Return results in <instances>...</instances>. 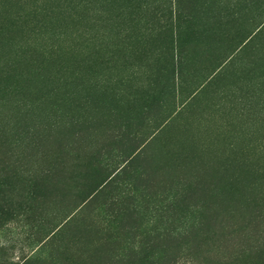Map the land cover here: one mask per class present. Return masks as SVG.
Here are the masks:
<instances>
[{
  "label": "rangeland",
  "instance_id": "374dc122",
  "mask_svg": "<svg viewBox=\"0 0 264 264\" xmlns=\"http://www.w3.org/2000/svg\"><path fill=\"white\" fill-rule=\"evenodd\" d=\"M0 264H264V0H0Z\"/></svg>",
  "mask_w": 264,
  "mask_h": 264
},
{
  "label": "trees",
  "instance_id": "16d2710c",
  "mask_svg": "<svg viewBox=\"0 0 264 264\" xmlns=\"http://www.w3.org/2000/svg\"><path fill=\"white\" fill-rule=\"evenodd\" d=\"M136 154L134 152L125 154L123 161L114 160V163L112 164L109 160L104 159L102 162L104 163L102 168H108L111 167L112 175L110 178L99 188L103 189L106 187L107 183H110L109 181H113L114 178H124L126 180V188L128 191H139V187L134 181H137L141 179L143 176H145L143 171H137L133 167V163L135 162ZM98 189V190H99Z\"/></svg>",
  "mask_w": 264,
  "mask_h": 264
}]
</instances>
